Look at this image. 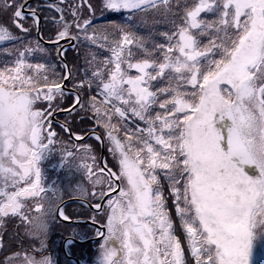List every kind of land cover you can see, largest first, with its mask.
Listing matches in <instances>:
<instances>
[{"label":"snow or ice","instance_id":"6c2138e0","mask_svg":"<svg viewBox=\"0 0 264 264\" xmlns=\"http://www.w3.org/2000/svg\"><path fill=\"white\" fill-rule=\"evenodd\" d=\"M85 3L93 11L89 0H82L73 7L71 23L63 9L50 5L61 14L54 43H96L98 37L88 32L93 20L82 12ZM171 7L170 0H104V8L115 12L163 8L168 13ZM0 11L9 14L10 26L20 32L30 31L28 19L39 25L27 0H4ZM217 13L216 19L202 18ZM10 26L0 23V42L20 39ZM175 28L162 34L166 43L148 50L118 27L121 38L111 43L110 57L75 86L91 89L96 82L102 99L93 96L88 106L105 128L116 159L115 170L95 157L81 165L93 185L91 195L100 201L90 207L106 217L107 234L96 231L105 241L100 264H187L161 178L168 182L194 264H252L254 242L264 239V0H195L182 9ZM202 37L209 38L207 43ZM103 39L101 48L107 43ZM133 46L143 51V58L136 59ZM31 52L25 47L13 66L0 68V227L4 218H19L40 246L2 264H56L44 255L45 238L57 217L71 220L52 199L47 207L37 203L39 216L31 218L24 203L56 191L41 186L40 168L56 139L53 111L35 106L41 101L51 106L71 78V72L59 76L54 65L49 73L46 63H29L25 56ZM162 81L164 86L155 87ZM76 107H85L79 94L68 111ZM135 120L143 126L126 127ZM61 127L70 137L84 139L66 124ZM79 150L90 147L80 145Z\"/></svg>","mask_w":264,"mask_h":264},{"label":"rangeland","instance_id":"374dc122","mask_svg":"<svg viewBox=\"0 0 264 264\" xmlns=\"http://www.w3.org/2000/svg\"><path fill=\"white\" fill-rule=\"evenodd\" d=\"M54 0H50L49 2H52ZM82 0H61L52 3V5H55L61 9H63V15L66 21L69 22L72 21V10L74 6H79L81 4ZM89 2L92 5L93 11L89 12L87 11V3L84 4L82 12L86 13V16L91 18L93 20L92 26L88 29L89 34L95 33V35L98 37L96 43L94 44L92 41H86L81 40L79 42L76 41V45L68 49L64 53V58L66 57L67 53L69 55L70 61L65 60L69 62L70 65V71H71V78L67 80L65 83V87H71L75 89L76 91H79L81 93V102L85 105L83 109L80 107H77V110L70 114L69 117L63 116L61 119L64 121H68L70 116L75 114L71 119H74L76 121V115L77 112L86 113L90 116H92L93 121L95 122L94 118V112L91 109V107L88 106V102L91 97L96 96L97 101L99 102L101 97L97 95V87L96 82L93 81L91 89L88 88L87 84H85V87L78 88L75 87L79 84L80 81H87L89 77H91L92 71L96 70V67L102 66L101 62L106 58L110 57L111 53L109 51V47L113 41L119 40L121 38V33L118 31V27H123L126 31L134 34L137 38L143 41L145 47L148 50H151L154 45L156 44H164L166 43L165 37L162 35L163 33H172L176 30L175 25L180 24L181 22V15H182V9L187 6L191 7L195 0H170L171 4V10L168 13H165L163 8H160L158 10H153L151 8L144 10V11H127V10H121L119 12L110 11L104 8V0H89ZM4 3V0H0V6H2ZM31 4V3H30ZM32 9L37 10V7H41L44 10V14L46 15V20L52 21V29L59 28V24L56 23V21L59 20V15L57 11H54L50 8H45L43 3H39L34 1L30 5ZM54 9V8H53ZM216 16H218V13L213 14H202V18L207 20H213L216 19ZM0 23L9 24V14L5 13L3 11H0ZM28 24V25H27ZM117 26V27H113ZM25 27H28L30 29L31 27V21L29 22V19L25 22ZM10 28H12L10 26ZM14 28V27H13ZM73 34H75V30L72 29ZM13 33H18L17 37H20L18 40H12V41H6L8 42V47H0V68H3L5 66H13L14 62L17 60V54H19L21 51H24L25 47H30L33 49V52L27 53L25 56V59L35 65L37 63H46V65L49 66V73L52 71L51 66H55V72L59 76L65 75V68L63 65H60V61H56L53 54H55L54 50L41 47V45L38 44V42L35 40L33 33L31 30L27 33L20 32L18 29L14 28ZM81 35H83L81 33ZM107 37V43L104 44V47L101 48L98 45L104 43V37ZM208 37H202L201 42L207 43ZM39 48L45 49L44 52H40L38 50ZM133 52L136 54V59H141L144 56L143 51L133 46L132 48ZM216 58H219L217 56ZM92 62V65H89V62ZM135 75V71L132 73ZM28 75H33L32 72H29ZM52 77H50L51 79ZM166 84V81L157 82L155 84V87H161ZM66 93L70 92L65 90ZM78 92V93H79ZM83 95V96H82ZM59 95H57L58 97ZM54 98V100L51 103V106L47 102H38L36 104V108L40 110H46L49 109L48 107H51V110L53 111L55 109V106H57L58 99ZM76 99V96L72 94V99L69 101L70 103H74ZM49 105V106H48ZM55 105V106H54ZM59 105V104H58ZM48 106V107H47ZM54 113V112H53ZM79 114V113H78ZM154 114V113H153ZM83 115V114H82ZM56 119V120H55ZM58 117L54 118V121H52L53 127L56 128L55 133L59 134L61 125L59 124L58 120H61ZM87 119V123H89L90 126H93V122H91V119ZM77 122V121H76ZM55 123V124H54ZM112 123H117L116 119L112 120ZM140 124L141 127L143 126L142 122L135 120L130 121L126 123V127L129 129L134 130L136 125ZM99 130L104 133L105 128L101 125H99ZM63 130V128L61 127ZM98 129H92L89 132H92L91 135L100 134L103 136V134ZM64 132L67 134V132L64 130ZM61 133V131H60ZM63 133V132H62ZM79 135V134H77ZM120 137L123 138V131L119 133ZM83 136V135H82ZM95 136H91V140H97L95 139ZM101 136V137H102ZM58 138V136H57ZM56 138V139H57ZM89 138V137H88ZM104 138L103 141H105L107 146V153L110 154V158L112 153L109 151V148L112 147L111 142L105 137V135L102 137ZM61 138H58L53 144L50 146L48 152L45 155V159H43L40 162V168H41V186L42 187H49L54 188L56 191L53 192H47L42 193V197L45 194H49L48 197L53 196V200L56 203H59L64 198L68 197H80L88 200L92 204L99 203V200L94 198L91 193L94 191L93 185L90 183V181L87 178V170L81 167V165L85 162L91 164L93 163L92 157L96 158V162L100 164V158H99V149L95 148L92 143V141H87L85 143H76L77 150H72V142H69L68 145L65 146V143L60 140ZM65 140V139H63ZM66 141V140H65ZM98 141V140H97ZM47 143V141H45ZM80 145H88L90 147V151L83 152L80 151ZM71 151L72 155L68 156L67 153ZM19 156V152L17 153ZM85 158V159H82ZM21 159H23L21 157ZM116 161V159H114ZM106 161V159L103 158V163ZM107 162V161H106ZM108 164V162H107ZM248 171L252 174L255 173V169H248ZM162 179V184L164 186V195L167 198V204L170 216L173 221L174 225V233L175 235L180 239L182 247L184 248L185 253V259L187 261V264H194V261L191 257L190 252L188 251V245L185 240V233L183 231V228L181 226V221L179 217L176 215L175 212V206L173 204V198L171 197L169 191H168V182ZM44 181V182H43ZM43 182V183H42ZM21 186H24L23 184ZM95 191H99V186H96ZM87 193V195H85ZM89 199H88V198ZM37 200V202H36ZM32 201H35L34 204ZM44 199H28L26 200L25 206L26 211L28 212L30 218L33 216H39V213L35 210V203H43ZM48 202V201H47ZM68 204V203H67ZM78 204H81V202L78 201H72L69 204V209L72 213L74 212V215L80 214L79 206ZM63 210H65V207H63ZM68 211V210H67ZM92 213H90L91 218L98 212L95 210H91ZM11 217V216H9ZM9 217L4 218L3 226L0 227V231L7 230L10 227V224H12V220L9 219ZM104 215L100 213L98 215V218L94 217L96 219V223L103 226L104 220L102 218ZM16 218V217H15ZM87 219V218H86ZM17 222V221H14ZM94 227V226H93ZM95 228V227H94ZM74 233L76 232V228H72ZM79 231V230H78ZM97 231V228H95V235ZM51 231H49L50 233ZM53 233V232H52ZM50 233L49 235H51ZM107 234V230L106 233ZM26 236L24 239L27 241V243L30 245L29 242L34 241L37 243L35 247L40 246L39 240L31 238L29 235V232L26 231ZM48 236V235H47ZM46 236V238H47ZM68 236V235H67ZM45 238V241H46ZM90 244L88 248L84 247V252L80 254V257L85 260L83 264H100L102 252L100 249L101 244L105 243L103 239H98ZM48 243H46L47 245ZM110 247L118 245L110 244ZM67 248V246H66ZM30 249L32 250L33 247L30 245ZM73 257V256H72ZM74 258H76L74 256ZM54 259V258H53ZM68 259L76 264L74 260L68 257ZM78 259V258H76ZM55 260V259H54ZM78 261L82 264V260ZM19 261H13L12 264H18ZM252 264H264V239L258 238L254 242L253 246V255H252Z\"/></svg>","mask_w":264,"mask_h":264},{"label":"trees","instance_id":"16d2710c","mask_svg":"<svg viewBox=\"0 0 264 264\" xmlns=\"http://www.w3.org/2000/svg\"><path fill=\"white\" fill-rule=\"evenodd\" d=\"M36 1V0H32L31 1V4ZM59 0H54L52 2H49V0H37V2L39 3H43L44 4V7L46 8H50L52 10L55 11V9H53V7H50V5H52V3H55ZM29 4V7H31ZM38 9V12L40 13L41 17H42V21H41V36L43 39H47V40H52V39H56V33L57 31L59 30V28H57L56 30L55 29H52V21H47L46 20V15L44 14V10L43 8L41 7H37ZM91 12V11H89ZM58 15L60 18V13L58 12ZM31 21V27H30V30L31 32L33 33L34 35V38L35 40L38 42L39 45H41V47H44L45 49L48 48V49H51V50H54L55 51V54H53V56L55 57V60L57 61H60V65L65 68L63 62L60 60L59 56H58V44H55V45H45L43 43H41L37 37L35 36V31H36V25L33 23V20L32 19H29V22ZM69 23H71V21L69 20ZM28 25V24H27ZM12 34L14 35H17L16 33H13L14 32V28H10ZM8 42H0V47H8ZM73 45H76V41ZM69 46L67 48H65L64 50H70L71 48H73L74 46ZM65 51V52H66ZM19 54H17L18 56ZM66 60L70 61L69 59V55L67 53L66 55ZM69 66L71 65L69 62H68ZM79 92V91H77ZM72 94L75 95L74 93L72 92H68L63 95V96H58L57 99H58V103H57V106H55V109L53 110V112L55 111H58V110H61V109H64V108H68L69 106L72 105V103H70L69 101H71L72 99ZM79 94L81 95V93L79 92ZM83 96V95H82ZM59 104V105H58ZM49 106V105H48ZM47 106V107H48ZM49 108V107H48ZM77 110V107L75 109V111ZM75 111H72V112H66V113H62V114H58L56 115V117H58L59 119H61L63 116H67L69 117L70 114L74 113ZM79 113V114H78ZM83 114V115H82ZM75 114H73L72 116H70L69 120L68 121H64L66 124H69V127L71 128V130L73 131V133L75 134H79V135H82L84 134L86 131L90 130V129H98L99 130V125L96 123V120L95 122L93 121L92 119V116L86 114V113H81V112H77V117H76V121L74 119H71V117H73ZM91 119V122H93V126H90L89 123H87V119ZM52 120V119H51ZM62 120V119H61ZM54 121V120H53ZM55 124V123H54ZM60 128V131H59V134H56V138L58 136V138H61L60 140H62L63 143H66L67 141L70 142V138L68 136V133L66 134L64 132V129L62 130L61 127ZM52 129L53 131L55 132L56 128L52 126ZM100 131V130H99ZM104 131L101 132L103 134V136L105 135V137H107V134H106V130H102ZM63 132V133H62ZM91 137V136H90ZM90 137L87 139V141H92L91 144L94 145L95 148L99 149V141L97 140H91ZM57 138V139H58ZM55 139V141L57 140ZM65 139V140H63ZM69 139V140H68ZM54 141V142H55ZM86 141V142H87ZM44 182V181H43ZM42 182V183H43ZM46 197L49 195V194H45ZM53 198V196L51 197ZM68 197L64 198L63 200L67 199ZM88 198V197H87ZM89 199V198H88ZM61 200V201H63ZM60 201V202H61ZM59 202V203H60ZM71 202H69L68 204H65L63 207H65V214L68 215L71 219L73 218H87V219H91V220H96L94 219V217L98 218V215L100 214V212H98L97 214H95L93 216V218H91V215L90 213L91 210L83 205V203L81 202V204H78V206L80 207L79 210H80V214H77L74 215V212L72 213L69 209H67V207H69V204ZM44 205V203H42ZM46 205V204H45ZM47 207V206H46ZM68 210V211H67ZM30 217V216H29ZM10 220H12L13 222L14 221H17V222H20L19 218L15 219V218H9ZM102 220H104V224L106 222V217L104 216L102 218ZM72 228H76V232L77 233H74ZM79 230V231H78ZM8 231V235L10 237V245L15 247V249L9 253L13 254V253H20L22 256L26 253V250L28 252H31L30 250V245L34 248L37 243L34 241L33 242H29L30 245L27 243V241L24 239V237H27L26 236V231H28V226L24 223H18L14 226H10L9 229L7 230ZM49 231H51L50 233H52L51 235H49ZM49 231H48V236L46 238V243H48L46 246H47V251L44 253V255H51L52 258L55 259L56 261V264H74L73 262H71L68 257L64 254L63 252V249H62V243H63V240L64 238L68 235V236H73V237H76L77 239H85V238H88V237H92V236H95V228L93 226H90L88 224H84V223H75V224H69L67 222H64L60 219H56V221L54 223H52L50 225V228H49ZM106 233V232H105ZM29 239V237H27ZM90 244H95V243H92V242H87V243H72L71 245H67V252L70 256H75L76 258H78L79 260H82L81 262L84 263V261L86 260H83L81 257H80V254L84 252V247L88 248L90 246ZM30 250V251H29ZM1 259V258H0ZM2 260L0 261V264H2ZM19 264V262H18Z\"/></svg>","mask_w":264,"mask_h":264},{"label":"water","instance_id":"95a60500","mask_svg":"<svg viewBox=\"0 0 264 264\" xmlns=\"http://www.w3.org/2000/svg\"><path fill=\"white\" fill-rule=\"evenodd\" d=\"M31 1H32V0H27L28 5L30 4ZM36 12H37V14L39 15V18H40V19H39V25H38V26L36 25V32H35V35H36L37 39H38L41 43H43V44H45V45H53V44H56V43L53 42V41H55L56 39H55V40H45V39L42 38V36H41V21H42V17H41V15H40V13H39L38 11H36ZM64 41H65V40H61L60 43H61V42H64ZM72 44H73V41L68 42L67 44H63V45L60 46V48L58 49V51H61V50H63L66 46H68V45H72ZM58 56H59V55H58ZM59 58H60V60L63 62L64 66H66V67H65V74H67L68 72H71V71H70V66H69L68 62L65 60L64 56H59ZM66 82H67V81H64V89H65V90L74 93L75 96H76L77 94H79L75 89L65 87V83H66ZM79 95H80V94H79ZM73 104H74V103H73ZM73 104H72V105H73ZM72 105H71V106H72ZM71 106H69L68 108H64V109H61V110L56 111V112L52 115V120H54L56 114H62V113L69 112L68 109H69ZM55 120H56V119H55ZM58 122H59V124H61V125H65L64 123H62V122H60V121H58ZM67 127L69 128L68 125H67ZM67 133H68V132H67ZM90 134H92V132H89V133L83 135V137L85 138L86 136H88V135H90ZM96 135L101 137L100 134H96ZM72 138H74V137H72ZM74 139H75V138H74ZM75 140H76V139H75ZM100 144H101V146H100V148H101V150H100V163H101V165H103V158H104V141H103V139H102V141H100ZM72 201L82 202V203L86 204L91 210H95L94 207H90V205H93L92 203H90L88 200H86V199H84V198H80V197H70V198H67V199L61 201L60 204H62V206H64L65 204H67V203H69V202H72ZM99 202H100V201H99ZM95 211H96V210H95ZM58 219H60V218L58 217ZM60 220H62V219H60ZM62 221L67 222V223H69V224L84 223V224H88V225L94 226V227L97 228V229L99 228V229H100L102 232H104V233L106 232V228H104V225L101 226V225H99L98 223H93L91 220L86 219V218H84V219H83V218H82V219H71L70 221H65V220H62ZM70 238L73 239V242H74V243H87V242H94V241L100 239V237L97 236V235L92 236V237H88V238H85V239H77L76 237H73V236H67V237L64 238L63 243H62V249H63V252H64V254H65L67 257H69V258H71L72 260H74V262H75L76 264H81V263L78 261V259H76V258L70 256V255L68 254V252H67V249H66V246H67V240L70 239Z\"/></svg>","mask_w":264,"mask_h":264},{"label":"flooded vegetation","instance_id":"af4514ba","mask_svg":"<svg viewBox=\"0 0 264 264\" xmlns=\"http://www.w3.org/2000/svg\"><path fill=\"white\" fill-rule=\"evenodd\" d=\"M50 1V0H49ZM31 3V2H30ZM29 6V5H28ZM36 11H38V10H36ZM36 32V31H35ZM36 36V35H35ZM47 40V39H46ZM52 40H55V39H52ZM69 41H64V42H61V43H59L58 44V49L60 48V46L61 45H63V44H67ZM75 43V41H73V44ZM72 44V45H73ZM53 45H55V44H53ZM72 45H68V46H66L65 48H67V47H69V46H72ZM64 48V49H65ZM63 49V50H64ZM68 88H71V87H68ZM56 112V111H55ZM54 112V113H55ZM53 113V114H54ZM56 115H58V114H56ZM56 115H55V117H56ZM51 119H52V117H51ZM58 121H60V122H62V123H64V124H66L63 120H58ZM61 125V124H60ZM66 125H68L69 126V124H66ZM62 126V125H61ZM70 128V127H69ZM71 129V128H70ZM92 129H90V130H88V131H86L84 134H82V135H85V134H87V133H89V131H91ZM72 131V130H71ZM73 132V131H72ZM82 135H80V136H82ZM68 136H69V134H68ZM90 136H95V135H88V136H86L83 140H75L74 138H72V137H70L69 136V138H70V142H72V150H74V151H76L77 150V146H76V143H79V142H81V143H85L86 141H87V139H88V137H90ZM102 136V135H101ZM103 137V136H102ZM69 140V139H68ZM103 140H104V138H103ZM68 141L65 143V146L66 145H68ZM100 146H101V144H100V141H99V148H100ZM100 150H101V148H100ZM100 150H99V158H100ZM110 156V154L109 153H107V146H106V143H105V141H104V159H106V161L108 162V167H110V168H113V170H115V165H116V161L114 160V157H113V155H111V157L112 158H110L109 157ZM101 164V163H100ZM44 196H46V195H44ZM48 199H52L53 200V198H51V197H46L45 199H44V201H43V203H44V206L46 207L47 206V201H48ZM33 202V204H34V202L35 201H32ZM36 202H37V200H36ZM91 203V202H90ZM35 204H37V203H35ZM46 204V205H45ZM83 205H85V206H87L86 204H84L83 203ZM36 206V205H35ZM88 207V206H87ZM89 208V207H88ZM90 209V208H89ZM91 210V209H90ZM9 218H15V217H9ZM15 219H17V218H15ZM73 219H76V218H73ZM78 219H82V218H78ZM84 219V218H83ZM89 220H91V219H89ZM91 221H93V220H91ZM21 222V221H20ZM20 222H12V224H10V226H14V225H16V224H18V223H20ZM91 226V225H90ZM9 229V228H8ZM7 229V230H8ZM6 229L3 231V233L1 234V241H0V261L2 260V261H4L7 257H10V256H13L14 254H16V253H13V254H11V253H9V252H11V251H13L14 249H15V247H13V246H11L10 245V237H9V235H8V231H7ZM67 237V236H66ZM31 250V249H30ZM29 250V251H30ZM74 257V256H73ZM83 264V263H82Z\"/></svg>","mask_w":264,"mask_h":264},{"label":"bare ground","instance_id":"6f19581e","mask_svg":"<svg viewBox=\"0 0 264 264\" xmlns=\"http://www.w3.org/2000/svg\"><path fill=\"white\" fill-rule=\"evenodd\" d=\"M3 233V231H0V241H1V234Z\"/></svg>","mask_w":264,"mask_h":264}]
</instances>
